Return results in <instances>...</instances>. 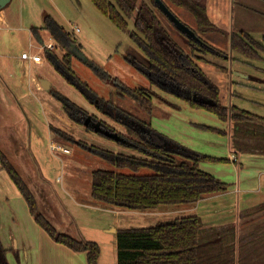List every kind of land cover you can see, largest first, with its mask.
<instances>
[{"label": "rangeland", "instance_id": "rangeland-1", "mask_svg": "<svg viewBox=\"0 0 264 264\" xmlns=\"http://www.w3.org/2000/svg\"><path fill=\"white\" fill-rule=\"evenodd\" d=\"M220 1L221 0H207L210 16L214 21L227 28L231 33L238 27L236 22L237 14H232L230 10L229 24H224L222 18L219 17L218 5ZM229 1L234 2L235 9H237L236 0ZM25 2H32L36 5V9H39L40 16L42 17V22L40 23H43V25L45 16L47 15L51 16L59 25H62L70 34V37L80 45V50L84 56L98 65V67L105 70L110 76L109 81H104L100 78L95 69L87 63L88 61L86 62L78 56L72 57L71 60L75 74L81 81L89 86L92 93L95 94H93L94 98L92 99L93 102H91V96L87 95V93H85V95L82 94L65 79L62 80L65 84H63L65 89L62 90V94L64 93L72 102L83 110L81 118H78L82 120L81 122L69 118L63 111L62 105L58 100H54V103L51 104L50 114H48L44 106L41 105L42 96L45 97V102L47 104V99L53 94L52 91H61L58 86L55 85L52 86L51 91L45 90L42 92V96L34 90H28L26 94L28 100L24 102L25 106L28 108L27 111L24 112L20 109V113L18 114V111L13 108L11 114H9V121L11 123H9L7 127H3L2 124L5 123V125H7L6 121L8 118L0 110V148L10 158L22 178L30 183L29 185H32L29 180V173L31 170H35L36 175L40 176V179L42 178L41 180H44L47 186L54 188L56 184L61 183L64 188L70 189L75 195L80 196L79 193L81 190H77L79 181L86 180L88 177L91 180V171L93 169H109L125 173L131 172L130 169H119L106 160L97 157L98 155L91 151V146L133 156H141V152L137 148H134L133 145L120 144L113 139H107L97 134L90 128H86L84 126V121L87 117L95 119L96 122L102 124L104 129L118 133L126 138L127 141L129 139L130 141H135L138 138L132 135L128 130V126L120 120L122 119V121L126 120L128 122V117L130 118L132 116L144 122L145 126H149L148 124H150V127L157 133L164 136L166 135L168 138L170 137V139L172 138L182 143V145H187V147L190 143L206 147L207 150L210 151L209 153H217V151H220L219 148H215L217 146L216 144H209L208 142L210 136L218 138L216 134H213L216 133V131L207 130L203 128V126L221 128L224 126L223 120L213 112L204 108L192 106L185 99L173 93L168 85L164 87L162 83L158 84L152 82L148 76L138 69L139 67L145 70L142 64H147V59L131 37L132 32L135 30L133 20L129 21V29L124 31L116 26L106 15L101 13L92 0H25ZM169 8L187 26L191 29H197V24L192 14L170 3ZM154 9L165 27L171 32L173 38L183 47L186 53H190L191 50L188 37L177 30L175 25L157 5L154 6ZM233 16L234 21L232 18ZM252 18L253 16L249 19V24L251 26L264 27V22L256 21ZM76 26L79 28V31L75 30ZM256 33V35H258V32ZM202 37L209 45L211 44L212 53L205 55L200 54L203 60L195 59V61L207 77L220 87L222 102L229 106L231 103H240L251 109L259 108L255 104H252V100L250 99H264V90L259 91L250 86L244 88L232 82V80L236 82L239 80L237 79L238 71L247 73L244 75L249 76L259 73L256 69L252 68V66L234 60V58H240L241 60H246V62L251 63H253V61H247L246 57H242L240 54L234 52L229 46L228 38L223 34L207 33L203 34ZM261 37L262 36L258 35L257 40L263 43ZM27 42L28 40L24 35L19 37L21 48L26 47ZM56 46L57 44L55 45V51L60 57L68 53V50L61 47L56 48ZM73 48L74 46L72 49ZM256 64L261 65L260 63ZM222 67H228L229 72H226ZM115 79H118L128 87V89L148 90V94L153 103V113L151 115L148 114L138 105L137 101L132 96L129 94L126 95L122 90L118 89L114 82ZM246 80L250 85L252 84L251 80H248V78H246ZM238 92L243 93L244 97L248 99H236L235 94ZM6 93L7 96H10L9 92L6 91ZM0 95L3 96L1 91ZM0 105L4 108L3 104ZM11 105L14 107L13 102ZM47 114L52 124L63 128L61 130L70 134L72 137V140H61V142L64 143L63 145L56 143L68 148L70 151L72 149V154L65 155L66 160L63 159L62 161V156L60 157V155H62L61 153L56 155L58 150L53 152L50 149L51 141L46 129ZM252 123V125L249 124L246 126L250 128V131H248L251 133H253L254 130H259L260 126L255 124L256 122ZM138 126L142 133H147V136H149L150 131L146 130V127L143 125ZM1 130L4 134H1ZM261 132L263 136L264 130H261ZM261 132L259 131L258 134H261ZM218 134L223 135L224 133L219 132ZM150 135H152V132ZM34 140H37L36 146L37 149H39L37 154L31 151ZM220 140L222 141V145L227 142L225 136ZM81 142L90 147L83 146ZM128 143L130 144V142ZM261 144H263V142ZM224 148L225 146H222V151ZM79 154H83V156L80 157ZM21 159H23L24 162H22ZM26 160L30 162V167ZM82 164L85 165L86 168H84ZM140 173H152V170L143 168ZM83 183L86 185L88 181H84ZM32 187L33 191H36L33 185ZM36 199L39 201V211L43 213L46 210L40 196L38 195ZM184 205L185 204L162 205L159 209L155 211L151 210L150 212L149 210H129L114 207V209L119 210L117 216H113L111 213L107 215L113 218L114 225L119 229L146 228L152 227L160 221H169L184 216L185 214H183L184 212L181 209H176ZM6 206L16 208L20 219H22V211L28 214V216H31L27 213L26 201L23 196L19 194L16 185L7 175L6 171L0 168V207ZM51 219L53 221V218ZM49 221L51 222L50 219ZM86 225L88 226V230L100 237L98 240L102 243L107 258L110 256L111 258L115 257V234L105 230V227L109 225L107 219L104 218L100 226H97L95 229H93L95 226L92 225L91 220ZM60 227L61 228L58 230L59 232H69V235L75 238H81V232L74 224H71L69 228ZM85 233L89 234V231ZM31 234H33V232H31ZM46 240L48 239H46L45 235L40 233L37 239L38 246L46 247ZM204 240L205 237H203L202 241ZM40 242H43V245H40ZM208 247L210 246H206L203 243L201 252L203 254H205V252L208 253V250L211 249ZM231 249H233L232 245L227 247L224 243L216 247V252L221 254L222 251ZM20 253V263L16 262L14 257L8 256L9 263H36V253L30 248H26L20 251Z\"/></svg>", "mask_w": 264, "mask_h": 264}, {"label": "trees", "instance_id": "trees-1", "mask_svg": "<svg viewBox=\"0 0 264 264\" xmlns=\"http://www.w3.org/2000/svg\"><path fill=\"white\" fill-rule=\"evenodd\" d=\"M92 1L101 13L124 31L129 29V21L133 20L135 30L131 37L147 59V64H142L145 70L136 66L152 82L158 84L164 82L173 93L192 106L213 112L223 121H232L237 134L246 130V134L261 136L264 141V134L262 136L261 132L264 130L263 124H260L259 130H254L253 133L246 127L256 120H263L236 106L224 104L220 87L207 77L195 61V59H202L200 54L212 53V46L203 39V34L219 33L230 36L227 28L211 19L207 0H162L168 7L169 3L173 4L195 18L197 29L192 30L199 37L200 42L188 38L190 53L185 52L156 14L154 9L156 0ZM44 23L61 48L68 50V53L62 57L47 50L45 55L48 61L63 79L82 94L87 93L91 96L90 99L93 102L94 93L91 88L81 81L73 70L71 59L77 55L72 47L80 48V45L51 16H46ZM230 45L233 51L247 58L264 57V44L244 31L233 32ZM87 63L95 69L102 80H110L105 70L90 60ZM114 82L123 93L132 96L144 111L150 115L153 113V103L148 90L128 89L118 79ZM54 96L61 101L65 112L72 120L82 121L78 118H81L83 110L77 104L59 91H56ZM120 121L127 125L131 134L138 139L135 141L129 139L130 144L119 143L133 145L142 155H126L91 146V151L100 158L119 169L131 170L129 173L109 169L93 170L91 195L96 202L111 207L145 211L162 205L197 203L208 195L225 193L228 190L226 183L200 168L201 162H225L226 159L194 151L157 133L150 124L145 126L144 122L135 117H128V122L122 119ZM138 125L146 127L152 135L147 136V133H142ZM203 128L223 133L212 127L203 126ZM259 131L261 134H258ZM52 132L60 139L72 140L70 134L55 126H52ZM96 133L110 139L102 133ZM81 144L90 147L82 142ZM261 151L264 153V142ZM0 165L21 192L35 221L50 237L74 251L85 252L88 264H98L99 244L59 232L39 211L31 189L1 148ZM143 168L152 170V173H140ZM263 208L264 203L257 207L258 210ZM205 232L202 219L197 215L160 221L152 227L118 229L117 264H235L234 249L224 251L226 256L229 255L224 258L216 256L217 253L213 249L205 254L201 252ZM7 253L8 250L0 239V264H10Z\"/></svg>", "mask_w": 264, "mask_h": 264}, {"label": "crops", "instance_id": "crops-1", "mask_svg": "<svg viewBox=\"0 0 264 264\" xmlns=\"http://www.w3.org/2000/svg\"><path fill=\"white\" fill-rule=\"evenodd\" d=\"M235 3H237V9H235L234 2H230L229 0H221L218 5L219 17L222 18L224 24H229L230 10L232 14H237V29L233 30L230 36H225L228 38L230 48L231 34L241 31L248 33L255 40H257L258 35L262 36L263 43L259 40L257 41L264 44V27H254L249 24L251 16H253L252 19L256 21L264 22V0H236ZM232 18L234 21V16ZM40 22H42V17L40 16L39 9L37 10L36 5L32 2L26 3L25 0H10L5 7L0 9V91L3 94V96L0 95V104L4 105V108L0 105V110L8 118L6 121L7 125L1 123L3 127H7L9 123H11L9 121V114H11L13 108L18 111V114L20 113V109L24 112L27 111L28 108L25 106L24 102L28 100L26 96L28 90H34L42 96V92L45 90L51 91L53 85L58 86L61 93L62 90L65 89L63 87V77L56 72L45 55L47 50L41 49V46L46 42H51L54 46L57 44L56 48L61 46L55 40L51 32L45 27V23L43 25V23ZM256 32H258V35H256ZM23 35L28 42L26 47L21 48L19 37ZM26 51L41 54L42 62L33 63L23 59L21 55ZM50 51L58 55L55 51V47ZM241 56L245 57L243 55ZM246 59L247 61H253L254 64L246 62V60H241L240 58H234V60L252 66V68L256 69L259 73L249 76L244 75L247 73L238 71L237 79L239 80L237 82L232 80V82L244 88L250 86L254 87L256 90L263 91L264 57L261 59L246 57ZM256 63H260L261 65H257ZM222 68L226 70V72H229L228 67ZM246 78L252 81L251 85ZM43 79L50 82V88H44L42 85ZM6 91L9 92L10 96H7ZM55 92L56 90L52 91L53 94L47 99V104L44 96H42L41 99V105L44 106L48 114L51 113V104L54 103V100H58L54 96ZM235 96L238 100L248 99L240 92L236 93ZM250 100H252V104H255L260 109H251L240 103H231L230 106H236L256 117H260L263 121L256 120L254 123L256 122L259 125H264V99ZM12 102L14 107L11 105ZM59 102L61 103V101ZM63 111L65 112L64 108ZM48 114L46 129L51 141L50 149L56 152L52 148L53 145L56 143L63 145L64 143L61 142L63 139L58 138L54 132H52V126L55 125L50 122ZM68 116L71 118L70 115ZM222 122L224 126L221 128L209 127L220 130L224 134H218L219 132L213 133L216 134L218 138L210 136L208 140L209 144H216L217 146L215 148H219L220 151H217V153H209L210 151H208L206 147L190 143L188 147L207 156L226 159L225 162H201L200 168L226 183L228 185V190L225 193L208 195L197 203L185 204L176 209H181L184 212L183 214H185L184 216L197 215L202 219L203 227L206 231L204 233V245H209L210 247L208 248L213 249L214 252H216V247L225 243L227 247L232 245L234 249L233 257L235 264H264V208L257 209L259 205L264 203V153L261 151L263 145L261 143L264 141L261 136L256 137L248 133L246 134L245 130H242L243 134H237L235 132V124L230 120ZM55 127L63 129L58 126ZM1 134H4L2 130ZM223 136H225L227 142L222 145L220 139L223 138ZM36 143L37 140H34L31 151L37 154L39 149H37ZM221 145L225 146L223 151ZM58 153L62 154L60 157L62 156L61 159L63 161V159L66 160L65 155L72 154L73 151L72 149L67 153L57 151L56 155H58ZM79 156L81 157L83 154H79ZM21 160L24 162L23 159ZM26 162L30 167V162L27 160ZM83 167L86 168L85 165H83ZM92 171L91 180L88 177L86 180L80 179L81 181H79L77 190H81L79 193L80 196L75 195L72 190L64 188L61 183L56 184L54 188L47 186L44 180H41L42 178L40 179V176L36 175L35 170H31L29 173V180L36 191H33L32 185H29L30 183L24 181L26 184L28 183L27 185L31 186L28 187L31 189L35 199L38 195L40 196L46 210L43 212L44 214H42L48 220H51L55 225L53 226L56 229L58 228L57 230L61 228L60 226L69 228L71 224H74L81 232V238L77 239L94 241L99 244L100 256L98 264H117V245L115 247V257L111 258L110 256L107 258L102 243L98 240L100 237L87 229L88 226L86 224H88L90 220L92 221V225L95 226L93 229H95L97 226H100L102 220L106 218L109 225L105 227V230L115 234L116 243V235L119 228L114 225L113 218L107 214L111 213L113 216H117L119 210L96 202L93 199L91 195ZM84 181H88V184L85 185L83 183ZM19 194L22 195L20 191ZM37 200L38 199H36V201ZM37 204L39 208V201H37ZM26 205L28 209L27 213L31 216H28V214L22 211V219L18 217V210L16 208L8 206L0 207V239L4 247L8 250L7 256L14 257L15 261L20 263V251L30 248L37 256L35 264H88L85 252L74 251L66 245L52 239L35 221L27 202ZM159 207L148 210L149 212L151 210L155 211L159 209ZM51 218H53V221ZM87 231H89V234L85 233ZM31 232H33V234H31ZM40 233L44 234L46 239H48L45 241L46 247L38 246L37 239ZM68 233L69 232L64 234ZM40 245H43V242H40ZM216 256L219 258L229 257V255L226 256V254H224V251H222L221 254L217 253Z\"/></svg>", "mask_w": 264, "mask_h": 264}, {"label": "water", "instance_id": "water-1", "mask_svg": "<svg viewBox=\"0 0 264 264\" xmlns=\"http://www.w3.org/2000/svg\"><path fill=\"white\" fill-rule=\"evenodd\" d=\"M9 2H10V0H0V9L5 7ZM156 5L165 13V15H167V17L175 25L177 30L184 33L188 38L194 39V40L200 42V39L196 35V33L189 26H187L185 23H183L162 0H156ZM73 51L82 60H84L86 62L88 61V58L86 56H84V54L81 52L80 48H78L77 46H74ZM42 85L44 86V88H47V89L50 88V86H51L50 82L46 79L42 80ZM85 125L87 126L88 122H86ZM93 129L95 132L102 133L105 136H107L108 138L115 140L116 142H120V141L123 142L124 141L122 136H120L118 133L110 132L106 129H103L102 127L99 126V124H97V126H95V128H93Z\"/></svg>", "mask_w": 264, "mask_h": 264}, {"label": "built area", "instance_id": "built-area-1", "mask_svg": "<svg viewBox=\"0 0 264 264\" xmlns=\"http://www.w3.org/2000/svg\"><path fill=\"white\" fill-rule=\"evenodd\" d=\"M76 31H79V28L76 26L75 27ZM54 45L50 42V43H45L41 46L42 50H53L54 49ZM21 57L25 60H29L33 63H40L42 62V56L39 53H31L29 51L23 52ZM54 150H58V151H62V152H70V150L62 145H58V144H54L52 147Z\"/></svg>", "mask_w": 264, "mask_h": 264}, {"label": "flooded vegetation", "instance_id": "flooded-vegetation-1", "mask_svg": "<svg viewBox=\"0 0 264 264\" xmlns=\"http://www.w3.org/2000/svg\"><path fill=\"white\" fill-rule=\"evenodd\" d=\"M161 83L163 84L164 87L167 86L166 83H164V82H161ZM86 122H88V125H87V126L90 127V128H92V129L95 128V126H97V124H99V126L102 127V128L104 129V127L102 126V124L96 122L95 119H93V118L87 117V118L85 119V121H84V126H86V125H85ZM93 130H94V129H93ZM120 136H121V135H120ZM122 138L124 139V141H123L124 143H126V142L128 143V142H129V140L127 141L126 138H124V137H122ZM120 142H122V141H120Z\"/></svg>", "mask_w": 264, "mask_h": 264}]
</instances>
